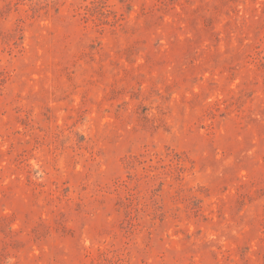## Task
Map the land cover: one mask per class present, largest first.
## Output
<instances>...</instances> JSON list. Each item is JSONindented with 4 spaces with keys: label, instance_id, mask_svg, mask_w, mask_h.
<instances>
[{
    "label": "rangeland",
    "instance_id": "374dc122",
    "mask_svg": "<svg viewBox=\"0 0 264 264\" xmlns=\"http://www.w3.org/2000/svg\"><path fill=\"white\" fill-rule=\"evenodd\" d=\"M0 264H264V0H0Z\"/></svg>",
    "mask_w": 264,
    "mask_h": 264
}]
</instances>
